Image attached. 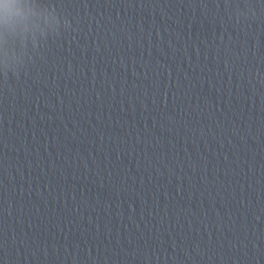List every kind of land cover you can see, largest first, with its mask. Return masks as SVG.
<instances>
[{
	"label": "clouds",
	"instance_id": "9594fccd",
	"mask_svg": "<svg viewBox=\"0 0 264 264\" xmlns=\"http://www.w3.org/2000/svg\"><path fill=\"white\" fill-rule=\"evenodd\" d=\"M249 13L255 14L246 3L235 9L237 18ZM69 27L63 12L44 0H0V78L7 84L10 76L27 74L49 41Z\"/></svg>",
	"mask_w": 264,
	"mask_h": 264
}]
</instances>
